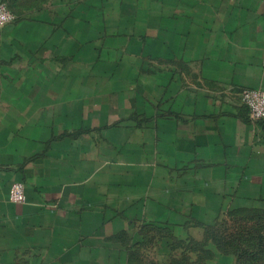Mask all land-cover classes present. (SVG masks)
<instances>
[{
	"label": "crops",
	"instance_id": "0c3cea01",
	"mask_svg": "<svg viewBox=\"0 0 264 264\" xmlns=\"http://www.w3.org/2000/svg\"><path fill=\"white\" fill-rule=\"evenodd\" d=\"M166 1L159 11L168 12V24L154 21L149 38L151 104L141 100L134 106L136 112L150 117L151 134L147 135L158 142L153 149L156 147L155 153L164 161L157 172L188 173L185 188L192 186L190 174L199 173L198 188L205 192L208 188H221L220 178L235 182L232 186L238 194L240 188L264 190V121H255L241 101L247 89L264 91V0ZM51 2L27 9L21 19L0 27V264H121L125 250L117 251L108 243L114 220L90 206H106L107 199L89 197L84 192L85 182L78 176L51 181L43 160L27 162L33 148H49L41 140L47 142L52 133L51 128L46 129L47 120L32 125V108L58 104V100H48L47 88H61L68 75L80 78L77 70L67 72L58 67L50 74L45 54L39 65L26 67L16 60L17 56L23 58L19 50L24 29L60 27L58 13L63 12V1ZM160 25L165 31L156 30ZM78 26L79 22L75 28ZM54 39L55 36L45 37L40 44L56 43ZM58 43L61 46L62 41ZM135 68L145 70L139 62ZM140 75L144 77L143 73ZM54 77L56 84L52 86L48 80ZM147 82L142 79L129 87L139 91L138 88H148ZM73 86L84 88L79 83ZM100 113L92 112L89 132L105 133L121 116ZM31 129L45 135L32 136ZM65 129L68 136H63V131L58 141L70 142L65 157L73 162L71 173L78 174L74 168L79 169V144L69 140L73 129ZM54 132L58 134L57 129ZM136 133L145 140L144 133L137 129ZM193 165L200 168L190 170L188 167ZM60 168L66 166L60 164ZM214 175L215 180H211ZM17 182L25 184L24 203L11 200ZM170 187L167 194L160 193V186L150 187L153 190L148 197L153 207H147L149 219L160 199L166 200L167 205L175 203L176 187Z\"/></svg>",
	"mask_w": 264,
	"mask_h": 264
},
{
	"label": "rangeland",
	"instance_id": "374dc122",
	"mask_svg": "<svg viewBox=\"0 0 264 264\" xmlns=\"http://www.w3.org/2000/svg\"><path fill=\"white\" fill-rule=\"evenodd\" d=\"M62 1L63 12L58 13L61 18L59 28L41 25L42 29H24L20 34L23 41L19 53L23 58L17 56L16 60L23 66L38 64L45 54L50 74L55 73V67L80 73L79 79L65 76V84L61 88L58 85L57 88H47L48 100H58V104L39 110L32 108V125H37L35 122L39 120H47L46 129L51 128L52 133L48 135L47 142L41 140L49 148H33L32 157L27 162L43 160L51 181L57 178L66 181L72 175L74 179L78 176L81 182H85L84 192L89 197L101 201L107 199L109 204L106 206H90L97 213H108L114 220L108 243L117 251L125 250L121 264H264V196L261 195L264 190L240 188L238 194L232 186L235 182L220 178L223 182L221 188H208L205 192L198 188L200 181L196 178L199 173L190 174L192 186L185 188L188 173L157 172L164 161L155 153L158 142L151 141V135H147L151 134L150 117L136 112L134 106L141 100L151 104L152 45L149 38L154 21L168 24V12L159 11L167 1ZM2 3L18 21L25 10L52 2L3 0ZM77 5L80 6L78 11ZM78 22L79 26L75 28ZM163 27L160 25L156 30L165 31ZM53 36L56 43L40 44V39ZM58 41H62L61 46ZM55 57L62 59L57 61ZM137 62L144 65L143 72L135 68ZM142 79L148 81L145 84L148 88H138L137 91L129 87ZM48 81L55 86V77ZM75 83L84 88H74ZM33 95L32 100L35 99ZM18 106L20 110L21 105ZM92 112L121 116L105 133L89 132L87 127L94 115ZM61 119L65 124H59ZM59 127H63L61 132ZM68 127L74 131L69 140L79 144V161L76 162L79 169L74 168L78 174L71 173L73 162L70 157H65L70 142L58 141L63 131V136H68L65 129ZM55 129L58 134H55ZM136 129L144 133L145 140L136 133ZM31 131L35 137L45 135L37 133V129ZM60 164L66 168H60ZM188 168L198 170L200 166ZM211 180H215V175ZM17 183L22 184L26 192L25 184ZM151 186L163 188L161 194H167L169 186L176 187L175 203L167 205L166 200L160 199L154 207L153 219H149L147 214V207H153L148 197L153 190ZM125 217L128 219H121Z\"/></svg>",
	"mask_w": 264,
	"mask_h": 264
},
{
	"label": "built area",
	"instance_id": "2783aa9c",
	"mask_svg": "<svg viewBox=\"0 0 264 264\" xmlns=\"http://www.w3.org/2000/svg\"><path fill=\"white\" fill-rule=\"evenodd\" d=\"M17 20L16 15L11 12L5 3H0V27L3 28ZM242 100L248 107L251 117L255 121H264V91L258 89H247L242 93ZM11 200L17 203L26 201L25 188L22 184H16L11 193Z\"/></svg>",
	"mask_w": 264,
	"mask_h": 264
}]
</instances>
